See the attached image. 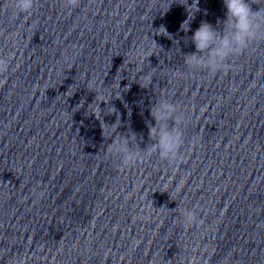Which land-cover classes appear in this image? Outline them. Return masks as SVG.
Masks as SVG:
<instances>
[{
  "label": "clouds",
  "instance_id": "obj_1",
  "mask_svg": "<svg viewBox=\"0 0 264 264\" xmlns=\"http://www.w3.org/2000/svg\"><path fill=\"white\" fill-rule=\"evenodd\" d=\"M222 2L226 13L223 21L217 20V25L220 27L202 21L191 37H186L196 50L184 56V63L191 70L206 71L210 75L228 71L231 67L228 63L230 57L243 53L256 41L264 40V8L257 6L254 10V4L250 0H222ZM80 3L81 0H62V5L67 9H75ZM193 3L196 5V11L190 20L188 18L181 24V31L185 33L190 30V22L199 11L197 7L199 0H193ZM12 6L19 13H27L35 6V0H12ZM162 28L167 35L164 33L161 35L168 36L166 29L163 26ZM9 65L8 59L0 56V75L8 72ZM145 79L151 85V76H145ZM3 83L4 81H0V86ZM150 115L155 124L148 125L149 138L154 143L144 150H133L130 147V140L135 138V134L118 138L112 136L119 123L111 126L104 124L106 128L114 129L106 132L105 128H102L104 138L112 139V143L106 149L107 155L119 157L122 166L125 167L134 165L154 153L162 160L175 162L184 144V134L180 127L184 120L183 113L176 104L161 100L152 106ZM168 121L173 122L171 127ZM195 142L194 140L193 143ZM181 214L186 225L200 222L197 214L192 210L185 209Z\"/></svg>",
  "mask_w": 264,
  "mask_h": 264
}]
</instances>
